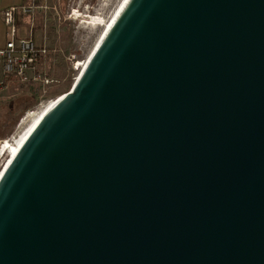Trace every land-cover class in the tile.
Instances as JSON below:
<instances>
[{"label":"water","instance_id":"1","mask_svg":"<svg viewBox=\"0 0 264 264\" xmlns=\"http://www.w3.org/2000/svg\"><path fill=\"white\" fill-rule=\"evenodd\" d=\"M0 264H264V0H128L0 176Z\"/></svg>","mask_w":264,"mask_h":264},{"label":"rangeland","instance_id":"2","mask_svg":"<svg viewBox=\"0 0 264 264\" xmlns=\"http://www.w3.org/2000/svg\"><path fill=\"white\" fill-rule=\"evenodd\" d=\"M122 1L26 0L18 9V35L47 47L48 57L40 68L54 83L24 84L10 78L0 89V171L7 160V154L1 155L3 146L26 130L29 114L71 92L76 84L83 69L78 65L92 54L104 30L89 23V17H102L106 24Z\"/></svg>","mask_w":264,"mask_h":264},{"label":"built area","instance_id":"3","mask_svg":"<svg viewBox=\"0 0 264 264\" xmlns=\"http://www.w3.org/2000/svg\"><path fill=\"white\" fill-rule=\"evenodd\" d=\"M17 8L5 9L2 12L4 23L7 27V42L0 50L2 81L0 89L6 80L13 78L22 83L53 84L54 81L44 74L41 64L48 57V49L44 45H38L32 38H20L16 24Z\"/></svg>","mask_w":264,"mask_h":264},{"label":"bare ground","instance_id":"4","mask_svg":"<svg viewBox=\"0 0 264 264\" xmlns=\"http://www.w3.org/2000/svg\"><path fill=\"white\" fill-rule=\"evenodd\" d=\"M128 0H123L121 2V4L118 6L117 10L115 11L114 15L112 16V18L105 24V21L102 17H89V19L91 20V24L93 25H100V26H104V30L100 36V39L94 49V51L92 52V54L88 57V59L84 62V63H80L78 66H82V71H80L81 73L84 71V69L86 68L90 58L92 57L93 53L96 51L98 45H100L101 43V40L104 38V36L107 34V32L109 31L110 27L112 26L114 20L116 19V17L119 15V13L121 12V10L123 9V7L125 6L126 2ZM79 70H81L79 68ZM80 73V75H81ZM78 80V79H77ZM77 82V81H76ZM63 97V96H62ZM60 97V98H62ZM59 98V99H60ZM54 100V101H50V103H48L46 106H44L40 111L38 112H33L31 114H29V124L26 128V130L17 138V140H15V142H9L7 141L5 143V145L3 146L2 148V151H1V155L2 156H5L7 154V160L4 164V166L2 167V170L0 171V176L6 166V164L8 163L10 157H12L16 151L18 150L19 148V145L21 143V141L29 134V132L49 113V111L53 108V106L56 104V102L59 100ZM23 131V130H22ZM13 141V140H12Z\"/></svg>","mask_w":264,"mask_h":264},{"label":"crops","instance_id":"5","mask_svg":"<svg viewBox=\"0 0 264 264\" xmlns=\"http://www.w3.org/2000/svg\"><path fill=\"white\" fill-rule=\"evenodd\" d=\"M26 0H0V50H2L7 42V27L4 23L2 12L9 8H22ZM0 74H1V61H0Z\"/></svg>","mask_w":264,"mask_h":264}]
</instances>
